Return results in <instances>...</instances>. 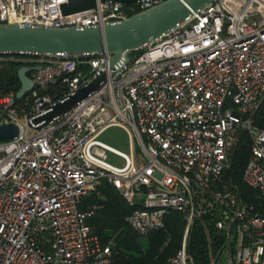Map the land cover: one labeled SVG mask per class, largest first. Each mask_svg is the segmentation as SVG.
Masks as SVG:
<instances>
[{"label": "built area", "instance_id": "2783aa9c", "mask_svg": "<svg viewBox=\"0 0 264 264\" xmlns=\"http://www.w3.org/2000/svg\"><path fill=\"white\" fill-rule=\"evenodd\" d=\"M68 2L0 0V24L84 29L161 1L98 2L64 16ZM130 56L101 89L40 130L33 120L87 85L111 57H23L42 69L30 75L31 113H21L14 94L0 97V125L19 128L17 139L0 143V264H111V245L88 224L100 207H83L103 182L132 207L127 221L140 236L163 229L170 212L182 215L171 264H197L190 252L197 222L206 229L207 264H264V127L256 124L264 102V0H216ZM56 89L63 92L57 100L49 93ZM111 126L127 131L130 154L98 140ZM246 136L243 182L255 203L226 180ZM107 151L124 167L108 164Z\"/></svg>", "mask_w": 264, "mask_h": 264}, {"label": "water", "instance_id": "95a60500", "mask_svg": "<svg viewBox=\"0 0 264 264\" xmlns=\"http://www.w3.org/2000/svg\"><path fill=\"white\" fill-rule=\"evenodd\" d=\"M142 0H69L62 6L64 16L97 7L102 4H133ZM158 1V0H150ZM161 2L126 20L104 26L75 27L55 29L46 26H27L25 24H0V56L42 57L46 59L80 60L85 56L109 55L108 66L99 71L87 85L80 87L67 98L53 105L46 114L33 120L38 130L65 116L80 103L97 92L107 80L108 73L114 75L116 67L131 61L130 54L140 50L146 43L171 31L177 24L185 21L194 13L206 8L216 0H160ZM42 66L22 67L18 76L21 89L19 100L24 99L33 89L30 77L40 71ZM32 124L29 123V126ZM19 128L16 124L0 125V143L17 139Z\"/></svg>", "mask_w": 264, "mask_h": 264}, {"label": "trees", "instance_id": "16d2710c", "mask_svg": "<svg viewBox=\"0 0 264 264\" xmlns=\"http://www.w3.org/2000/svg\"><path fill=\"white\" fill-rule=\"evenodd\" d=\"M23 57L0 56V97L14 94L16 102L24 107L25 112H32V104H27L28 97L19 100L17 93L21 89L19 70L28 64L22 61ZM84 68L81 66V69ZM54 99L63 95L62 90H50ZM256 124L264 127V102L256 115ZM251 155V140L244 137L236 148L232 166L226 175V180L236 186L241 194L250 202L255 203V191L243 182V173ZM100 195H91L86 198L83 207L97 205L100 209L88 220L94 233L99 236L104 245L112 247L111 264H171L170 260L181 247L185 222L181 214L170 212L163 229L151 232L147 238L148 248L141 244V238L134 231L128 216L132 207L123 199L120 193L106 182L100 186ZM190 252L195 257L197 264H207V235L201 222H197L191 234Z\"/></svg>", "mask_w": 264, "mask_h": 264}, {"label": "rangeland", "instance_id": "374dc122", "mask_svg": "<svg viewBox=\"0 0 264 264\" xmlns=\"http://www.w3.org/2000/svg\"><path fill=\"white\" fill-rule=\"evenodd\" d=\"M33 134V130L27 129L28 137L32 136ZM98 140L109 148H112L120 153L130 154V137L127 131L121 126L109 127L100 135ZM139 155H141V152L139 153ZM105 161L116 168H123L126 164L125 160L121 156L110 151L106 152ZM141 244L145 249L148 248V242L146 237L141 238Z\"/></svg>", "mask_w": 264, "mask_h": 264}]
</instances>
